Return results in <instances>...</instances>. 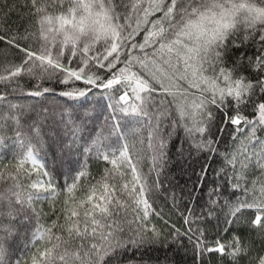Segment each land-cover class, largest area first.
Masks as SVG:
<instances>
[{"label": "snow or ice", "instance_id": "obj_1", "mask_svg": "<svg viewBox=\"0 0 264 264\" xmlns=\"http://www.w3.org/2000/svg\"><path fill=\"white\" fill-rule=\"evenodd\" d=\"M22 6L0 22V264H123L157 245L264 264V0ZM176 129L180 155L222 157L203 203L172 197L179 226L149 182Z\"/></svg>", "mask_w": 264, "mask_h": 264}, {"label": "trees", "instance_id": "obj_2", "mask_svg": "<svg viewBox=\"0 0 264 264\" xmlns=\"http://www.w3.org/2000/svg\"><path fill=\"white\" fill-rule=\"evenodd\" d=\"M7 3L10 7L14 5H21L20 7H14L11 10L8 7L3 9L0 13V22H3L9 26H16L21 23V18L28 11L24 8L23 0H0V4ZM2 47V46H0ZM222 139L220 143V152L231 150V128L225 133L220 134ZM183 130L176 129L173 131L172 136L169 138V146L167 149L168 159L167 163L162 167L161 174L157 177L155 172H152L150 183L157 179L162 183L163 188L153 191L151 200L154 202V206L158 211H161L165 217H171L173 222H176L179 226L182 221L178 217V214L173 205L172 197L176 196L178 199L187 200L189 193L194 196L202 197L200 201L207 198L206 194L213 186V181L217 179L214 172L222 166V157H217L215 160H208L204 156L196 158V154L189 156L186 147L184 154L180 155V146L183 144ZM139 148L140 146L137 145ZM144 154L146 160L143 164L145 173L149 172L151 167V150L145 145ZM51 155V154H50ZM210 164L211 168L208 171L207 178L203 181L199 179L201 175V168L204 165ZM91 167L95 168V162H90ZM202 189V190H201ZM154 223H161L158 218L153 217ZM255 236V233H253ZM257 239V247H259V237ZM185 243H187L185 241ZM165 256L169 259L165 261ZM123 264H193L192 252L189 247L188 251L181 250L179 253H173L170 250H166L162 246H145L138 251H129L124 257ZM206 264H219V255L214 254L206 258Z\"/></svg>", "mask_w": 264, "mask_h": 264}]
</instances>
